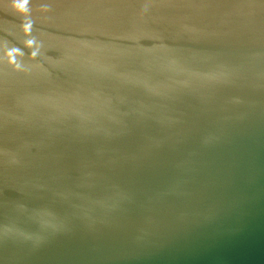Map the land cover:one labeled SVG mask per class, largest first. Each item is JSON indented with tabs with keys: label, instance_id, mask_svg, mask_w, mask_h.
Instances as JSON below:
<instances>
[{
	"label": "water",
	"instance_id": "water-1",
	"mask_svg": "<svg viewBox=\"0 0 264 264\" xmlns=\"http://www.w3.org/2000/svg\"><path fill=\"white\" fill-rule=\"evenodd\" d=\"M0 264H264V0H0Z\"/></svg>",
	"mask_w": 264,
	"mask_h": 264
}]
</instances>
